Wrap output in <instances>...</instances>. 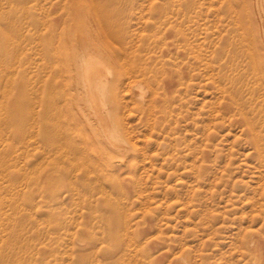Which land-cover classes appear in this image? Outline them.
<instances>
[{"label": "rangeland", "instance_id": "obj_1", "mask_svg": "<svg viewBox=\"0 0 264 264\" xmlns=\"http://www.w3.org/2000/svg\"><path fill=\"white\" fill-rule=\"evenodd\" d=\"M244 3L0 0V264H264V117L238 53L257 17ZM88 39L122 43L129 72L166 70L151 107L129 75L110 95L131 171L100 165L124 157L99 152L76 110L70 56Z\"/></svg>", "mask_w": 264, "mask_h": 264}, {"label": "bare ground", "instance_id": "obj_2", "mask_svg": "<svg viewBox=\"0 0 264 264\" xmlns=\"http://www.w3.org/2000/svg\"><path fill=\"white\" fill-rule=\"evenodd\" d=\"M243 1L246 4H250L254 7V15L257 17L256 25L254 23V25H252L249 29V31L251 30V32L253 33L252 38L250 39V41H247L246 43L242 44V46L240 47L241 48L240 52H238L241 54V57H245L250 62V67H246V71L250 75L249 82L246 83L247 84L246 91L249 94V97L247 96L248 99L246 100L247 101L246 103L251 112L256 111L260 117H264V0H243ZM246 10L247 9H245L244 11L246 12ZM246 15L247 14H245V16ZM258 33H259L258 36L261 37V42L259 43L258 41H256V36ZM118 39L123 41L122 38H118ZM118 44H119L118 47L110 48L109 46L102 45V43L100 45L98 42H94L92 39L91 40L88 39L86 41L85 46H83L84 48L82 47L80 50L73 51L72 56H70L71 57L70 60L72 61V65H73L72 76L75 87V88L73 87L75 89V93H74L75 100L79 99V101L76 102L77 112L79 113L81 119L88 126H90L93 130L97 131L96 138L100 147L99 152L107 155L108 154H113L118 156L122 155L124 157V160L121 161L120 164H114L110 162L108 163L107 160H103V157L101 158L100 165L109 168L112 172H114V174L119 170L120 171L122 170V172L132 170L135 164L132 161L135 159L133 155L134 154L133 151L135 150L134 149L135 147L133 146L132 148L130 147L129 149H127L126 148L127 146L124 144V142L121 141L118 128L116 127V123L112 116L111 108L109 107V105L112 103V111H116L118 105L117 102L113 100V98L110 96L111 93H113L114 96L116 95L115 93L119 85L122 84L121 82L123 80V76L129 75L128 76L130 77L129 79L132 78L136 79V76L137 77L140 76V78H142L140 79V81H138V79H136V81L134 79L131 80V86L138 91V93L141 95L143 99H146L145 97L149 96L148 94L145 96L144 95L145 93H142V91L144 90L143 87L144 84L147 86V89H149L150 92L152 93V98L150 99V103H149V106L151 107L154 105L155 99L159 94L158 89H156V87H158L160 81L159 80L160 74L166 73L163 64L162 67L155 69V72L152 74V76L150 74L152 70L147 67H141V66L138 67L135 65V68L133 69L132 72L125 70L124 68H122L123 59L122 56L119 55V52H124L125 57H128L127 56L128 54H126V49L123 47L124 45L122 46V43L120 42ZM78 54L89 55L93 58V62L96 65V76L94 77V81L92 85L81 84L79 80L76 78L73 60H74V56ZM112 68H114L116 71V77L114 81L110 80ZM168 75L169 77H171L170 80H172L176 76H180V71L174 69ZM125 80L127 81L128 78ZM242 106H244L243 103ZM262 125H264V119ZM250 127L252 131L254 132L257 131L256 130L257 127L255 126L254 123H251ZM120 128L123 129V127ZM122 132L126 134L124 130H122ZM256 143L258 145L262 143L263 144L262 147H264V137L260 136L259 134H256ZM107 155L105 157H107ZM262 156L264 158V149ZM175 263L185 264L183 258H176Z\"/></svg>", "mask_w": 264, "mask_h": 264}, {"label": "clouds", "instance_id": "obj_3", "mask_svg": "<svg viewBox=\"0 0 264 264\" xmlns=\"http://www.w3.org/2000/svg\"><path fill=\"white\" fill-rule=\"evenodd\" d=\"M74 71L81 84L92 85L96 76V65L89 55L78 54L74 56ZM127 142V141H126Z\"/></svg>", "mask_w": 264, "mask_h": 264}]
</instances>
